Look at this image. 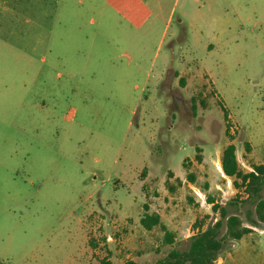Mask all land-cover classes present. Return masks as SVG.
Wrapping results in <instances>:
<instances>
[{
  "label": "rangeland",
  "instance_id": "374dc122",
  "mask_svg": "<svg viewBox=\"0 0 264 264\" xmlns=\"http://www.w3.org/2000/svg\"><path fill=\"white\" fill-rule=\"evenodd\" d=\"M231 142L264 162V0H0L4 264H158L219 219L215 264H264Z\"/></svg>",
  "mask_w": 264,
  "mask_h": 264
},
{
  "label": "trees",
  "instance_id": "16d2710c",
  "mask_svg": "<svg viewBox=\"0 0 264 264\" xmlns=\"http://www.w3.org/2000/svg\"><path fill=\"white\" fill-rule=\"evenodd\" d=\"M201 160V156L197 155ZM221 167L225 175L234 177V184L239 188H243L247 196L259 197L264 187V162L254 164L251 171L245 172L241 169L237 156V147L231 142L223 150L221 158ZM190 180L195 181V175H188ZM210 202L214 203V199L210 198ZM147 209L141 217V223L147 229H151L157 224H161L165 230V242L172 244L175 241V233L170 231L165 224L161 222L159 213H149V205L145 204ZM213 210L219 211L222 218H227V233L234 239H239L243 235L253 231L252 228L242 225V220L238 215L228 216L227 207L221 203H214ZM257 215L259 220L264 221V199H258ZM251 219L253 225L255 220ZM223 226V220L219 219L214 224H209L205 229H201L191 237V242L187 250L173 248L167 256L160 259L158 264H215L220 250L224 246V239L220 236V229ZM0 264H4L0 260ZM101 264H111L109 260L103 259ZM126 264H139L136 260L129 259Z\"/></svg>",
  "mask_w": 264,
  "mask_h": 264
},
{
  "label": "crops",
  "instance_id": "0c3cea01",
  "mask_svg": "<svg viewBox=\"0 0 264 264\" xmlns=\"http://www.w3.org/2000/svg\"><path fill=\"white\" fill-rule=\"evenodd\" d=\"M127 1H129V3H130V2H133L134 0H127ZM138 1H139V0H138ZM132 8H133V10H134V7H132Z\"/></svg>",
  "mask_w": 264,
  "mask_h": 264
}]
</instances>
